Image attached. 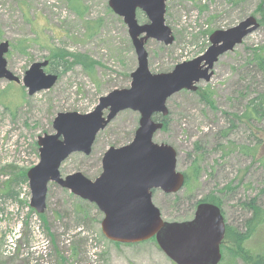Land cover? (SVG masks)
<instances>
[{
	"label": "rangeland",
	"instance_id": "rangeland-1",
	"mask_svg": "<svg viewBox=\"0 0 264 264\" xmlns=\"http://www.w3.org/2000/svg\"><path fill=\"white\" fill-rule=\"evenodd\" d=\"M77 1L81 17L67 0H0V43L9 44L7 69L22 79L33 63L47 61L44 72L57 76L50 89L32 96L22 83L0 80V264H174L154 239L134 244L107 240L97 207L54 183L47 187L44 212L30 207L26 174L39 161L37 138L54 133L52 122L58 113H89L101 97L128 88L137 67L127 26L109 8V0ZM263 3L167 0L164 20L173 42L145 44L149 71L168 73L203 54L213 31L234 27L249 16L258 23L241 44L219 57L210 80L197 84V90L211 93L213 104L186 90L166 102L168 114L153 142L175 150L178 172H188L195 157L200 166L188 188L175 194L153 192V204L165 222L191 220L199 201L210 203L212 197L219 199L225 224L234 229H242L250 216L243 202L256 197L264 210V116L253 123L235 120L232 129L228 122L264 91V76L251 62V51L264 50V24L257 13ZM136 19L147 22L141 11ZM138 121L137 112L118 113L97 134L89 155L73 153L61 164V176L80 172L90 180L97 178L103 154L129 144ZM196 144L200 150L195 153ZM253 151L255 156L250 155ZM263 247L261 229L247 248ZM220 250L219 264H248L231 242L222 241Z\"/></svg>",
	"mask_w": 264,
	"mask_h": 264
},
{
	"label": "water",
	"instance_id": "water-1",
	"mask_svg": "<svg viewBox=\"0 0 264 264\" xmlns=\"http://www.w3.org/2000/svg\"><path fill=\"white\" fill-rule=\"evenodd\" d=\"M165 3L166 0L108 1L109 8L127 26L137 67L130 75L128 88L115 89L101 97L89 113H58L52 122L54 133L37 138L39 161L26 174L30 207L42 214L47 187L54 183L97 207L103 215L101 233L111 242L134 244L154 239L174 264H219L226 229L220 207L201 202L191 220L165 222L153 204L154 190L175 194L183 188L185 180L184 174L177 171L175 150L153 142L154 134L163 127L153 116L166 117V102L171 96L183 90L195 92L200 81L208 82L219 57L241 44L257 29L258 23L249 16L234 27L215 30L203 54L175 65L168 73L153 74L148 69L145 43L173 42L164 20ZM136 11L146 16L145 24L137 22ZM8 50V42H1L0 80L19 83V78L7 69ZM47 64V61L33 63L25 72L21 81L29 96L54 85L57 76L44 72ZM125 110L139 114L132 141L107 149L101 159V173L94 180L80 172L62 177L61 164L73 153L89 155L97 134Z\"/></svg>",
	"mask_w": 264,
	"mask_h": 264
},
{
	"label": "trees",
	"instance_id": "trees-1",
	"mask_svg": "<svg viewBox=\"0 0 264 264\" xmlns=\"http://www.w3.org/2000/svg\"><path fill=\"white\" fill-rule=\"evenodd\" d=\"M69 8L79 17H81L82 12L79 10V3L77 0H67ZM260 16V24H264V3L258 7L257 10ZM93 23H87V26H90ZM263 49H254L251 51V62L254 63L253 68L256 72L264 76V57L262 56ZM54 53V52H51ZM55 55V53H54ZM77 56V55H76ZM75 56V59L79 60V63L87 66V69L90 68L88 61L81 56ZM194 93L198 94L200 99L208 104H213L212 95L207 91L196 90ZM243 110L240 112L241 115H234L232 120H228L230 123L229 128L232 129L235 125V120L241 119L247 122H259L264 116V91L258 93L254 97L248 100V102L243 106ZM227 132V131H225ZM242 149H247L246 147ZM197 150H200L198 144L195 145V153ZM251 151V150H249ZM256 152H250L251 156H255ZM199 160V161H198ZM264 164V157L261 159ZM199 166L200 159L196 157L192 160L189 167V171L184 173V185L183 188H188L192 179L196 180L199 176ZM192 178V179H191ZM264 193V187L261 190ZM210 203L221 207L220 201L217 198H211ZM209 200H201V202H207ZM242 208L250 213V216L243 220L242 229L232 228L231 226L226 225L224 242H231L235 247L237 254L245 260L248 264H264V247L258 251H253L250 248H247V242L258 232V230H264V210L259 206L258 200L256 197L251 198L241 204Z\"/></svg>",
	"mask_w": 264,
	"mask_h": 264
},
{
	"label": "flooded vegetation",
	"instance_id": "flooded-vegetation-1",
	"mask_svg": "<svg viewBox=\"0 0 264 264\" xmlns=\"http://www.w3.org/2000/svg\"><path fill=\"white\" fill-rule=\"evenodd\" d=\"M167 1V0H166ZM165 5H166V3H165ZM136 13H137V11H136ZM145 16V15H144ZM146 17V16H145ZM138 22V21H137ZM149 41V40H148ZM147 41V42H148ZM146 42V43H147ZM145 43V44H146ZM7 54V53H6ZM45 69V68H44ZM24 77V76H23ZM20 80V82L19 83H22V79H19ZM10 83H15V82H10ZM19 83H16V84H19ZM23 85V84H22ZM106 113V112H105ZM164 118L165 117H162L160 114H155L154 116H153V120H155V121H157V122H162L163 123V126H164ZM163 128V127H162ZM134 137V136H133ZM132 141V140H131ZM117 148H119V147H117ZM155 191V190H154ZM153 191V192H154ZM153 192H152V196H153Z\"/></svg>",
	"mask_w": 264,
	"mask_h": 264
}]
</instances>
